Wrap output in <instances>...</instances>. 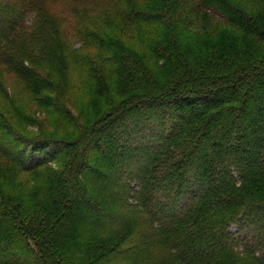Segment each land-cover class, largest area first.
Returning <instances> with one entry per match:
<instances>
[{"label":"trees","instance_id":"obj_1","mask_svg":"<svg viewBox=\"0 0 264 264\" xmlns=\"http://www.w3.org/2000/svg\"><path fill=\"white\" fill-rule=\"evenodd\" d=\"M88 1L109 35L72 50L63 18L0 0V51L60 63L12 62L39 130L0 115V264H264V0ZM89 44L112 70L84 96Z\"/></svg>","mask_w":264,"mask_h":264},{"label":"rangeland","instance_id":"obj_2","mask_svg":"<svg viewBox=\"0 0 264 264\" xmlns=\"http://www.w3.org/2000/svg\"><path fill=\"white\" fill-rule=\"evenodd\" d=\"M32 2L34 12L28 14L25 26H30V22L35 19L38 20L39 16H45V18L47 17L50 20L54 19L57 21H59V19L56 18H63L64 21L61 23L71 39L72 44L70 49L72 48V50L78 49L80 46L79 39L81 37L90 39L95 36L109 35V31L104 29L106 27L100 24V21L103 19V10L89 1L87 3V0H32ZM164 5L162 1L151 4V6L157 7L160 10L165 8ZM70 10L73 11L71 12ZM19 45H21L20 42L16 40L10 42L0 51V54H4L2 58L0 57V115L6 119L4 123L10 127L9 131H11L12 128L14 130L18 129L23 135L29 137L33 136L39 130L38 125L35 124L32 119L38 116V112L35 114L33 113L34 106H32V100L36 97L35 94L37 92L31 89L32 86L27 79H24L15 71L12 62L15 60L13 63H19L24 66L33 65L36 68L38 65H41V67H45L51 73L54 71L56 72L60 63L57 61L58 51L52 45H49L48 49H46L45 55L35 57L37 59L34 62H28L27 59L23 58V53L27 52V50L30 51V49L23 47L21 51ZM92 47V44H89L85 46L83 53L78 51L77 56L80 57L72 59L71 61L75 60L76 64L71 66V69H68V71L70 70L72 72L71 76L75 80L81 79L83 87L80 93L84 96H87L84 92L88 90L91 87L90 85L95 81L100 80L101 83L105 80L109 81L110 72L112 70L109 64L94 57L96 56L97 49ZM64 54V56H67L66 53ZM5 55L6 57H4ZM85 55H89V58L87 57V62L83 60V58L86 57ZM11 56L12 61L9 64L8 62L6 63V58ZM90 64H92V66H90ZM79 65H82V67L79 68ZM64 74H66V76L68 75L66 72H63V75ZM51 95L50 93V96ZM17 144L19 143L14 141L10 146L14 148ZM232 229H234V227H232Z\"/></svg>","mask_w":264,"mask_h":264}]
</instances>
